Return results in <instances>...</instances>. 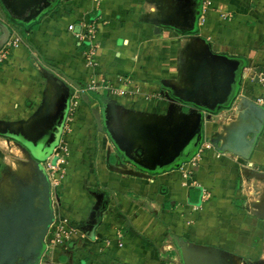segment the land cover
I'll return each instance as SVG.
<instances>
[{"label":"crops","instance_id":"obj_1","mask_svg":"<svg viewBox=\"0 0 264 264\" xmlns=\"http://www.w3.org/2000/svg\"><path fill=\"white\" fill-rule=\"evenodd\" d=\"M7 1L16 14L5 16L10 33L0 49L13 34L22 44L0 64V126L12 125L14 133H9L14 136H19L15 130L31 126L27 138H34L38 127L53 122L68 97H53V91L69 90L71 98L77 87H101V81L128 94L101 88L95 94L125 106H143L148 97L164 96L169 84L182 82L181 75L190 86L185 90L204 83L209 97L214 91L228 99L233 66L230 71L213 70L210 63L204 72L210 79L202 81L195 68L196 53L180 56L175 50L187 38L207 41L220 55L215 60L235 64L226 55L248 62L240 70V90L231 106L203 124L204 139L220 150L199 152L200 146L179 168L147 174L122 163L106 134L100 135L92 154L86 152V141L91 146L96 131L85 133L84 128L79 132L84 134L73 137L76 143L70 148L81 147L82 153L71 152L67 188L54 204L56 214L83 237L74 235L71 241L73 264H176L173 253L183 249L195 257L192 261L204 256L202 264H264V107L252 102L264 94L256 82V74L264 75V0H208L206 22L198 26L197 36H182L169 27V22L190 26L189 0H46L43 12L29 9L35 0ZM95 21L99 48L96 66L88 67V41H78L74 33ZM21 24L35 26L25 39ZM71 24L74 32L68 30ZM3 35L0 31V38ZM156 44L160 51H150ZM213 72L214 77L225 75L226 88L220 89L218 81L213 85ZM122 77L132 82L125 85ZM89 93L92 101L101 100ZM160 106L166 104L160 101ZM0 140V146L6 142ZM187 150L189 157L192 151ZM3 155L0 148V170ZM62 250L68 252L69 246Z\"/></svg>","mask_w":264,"mask_h":264},{"label":"rangeland","instance_id":"obj_2","mask_svg":"<svg viewBox=\"0 0 264 264\" xmlns=\"http://www.w3.org/2000/svg\"><path fill=\"white\" fill-rule=\"evenodd\" d=\"M45 3L46 0H35L28 7L29 9L35 7L39 10L44 7ZM7 14L11 16L16 14L12 2L0 0V23L7 22L5 18ZM24 14L25 17L30 16L29 12H24ZM229 15L226 16L228 19L230 18ZM154 49L160 51L158 44L149 47L150 51ZM175 50L180 56L184 55L185 52L188 54L196 53L195 68L196 72H199L198 78L202 81L210 79L209 75L204 74V72L211 64L213 70L215 68H227L230 71L232 66L233 70L236 68V64L231 62L226 64L225 58L222 62L220 59L215 60L216 56L220 55L212 50V46L207 41L199 37L183 40ZM172 63H177L175 56ZM181 64L183 63L181 62ZM216 77H214L213 72V85L215 86L216 81H218L220 89L226 88L225 75H217ZM180 79L182 82L168 85L170 90L163 91L164 96L159 93L156 94L158 97H148L147 102L141 104L143 106H125L119 103H110L104 94L99 96L101 100L92 101L87 97L90 96V93H86L78 100L76 109L71 111L74 115L71 122L65 121V117L68 116L71 108L69 102V100L72 101L73 97L72 95L70 98L71 91H53L50 94L53 97H59L60 93H63L62 99L65 100L66 95L68 96L67 100H62L63 104L56 113L53 122L38 127L34 138L31 139L27 138L29 131L33 129L31 126L30 128L22 127L18 131L15 130L16 134L27 141L25 143L30 153L34 154L33 156L39 162L34 160L23 147L13 141L10 142L8 138H4L6 134L12 135L9 132L14 133L12 125L0 126V137L6 140L1 145L2 147L0 146L2 153H4L1 156L2 167L0 170V264H39V262L40 264H59L61 262L60 257L64 259V262L73 264L72 250L75 247L71 250V242L67 241L63 245L51 248L49 240L53 238V235L50 233V224L47 226L43 224L48 220V216H50L51 223L60 220L58 217L55 219L54 204L58 200L60 201V197L62 198L66 191V171L68 175H71V171H69L70 164L66 163L64 165L62 168L64 173L55 166L57 170L54 172V179H57L60 186L57 188L59 192H54L50 186L49 176L44 169L43 161L54 152L59 153L61 159L67 158V161L71 157V152L72 154L77 153V155L82 153L81 147L80 150L75 147V151L70 147L73 146L71 144L73 141V143H76V137H73L84 128L85 133H91L93 130L97 133L95 141H91V146H88L89 142L86 141V152L91 151L92 154V151L98 148L100 135L106 134L119 160L124 164L128 162L126 165L130 163L131 166H134V164L142 161L143 155L151 152L156 154L155 151L157 150H159L158 152L165 151L164 155H170L173 146L182 141V135L184 136L193 127V124L198 123V120L201 119L202 124H204L205 120L208 119V115L211 118L214 114L212 111L219 106L218 102L225 97L224 93L217 95L214 91L212 96L209 97V91L203 90L204 83L199 86L196 85L192 88L193 91L185 90L189 89L190 86H188L183 75ZM205 95L207 97L202 99L201 97ZM160 101H163L166 106H160ZM193 103L199 106L202 104L203 110L196 108ZM215 104L216 107L213 109L205 108L206 105L212 106ZM112 105L115 107L110 108ZM174 130L177 132L174 133ZM170 132L174 134H170ZM178 133L181 137L174 139L173 136L178 135ZM79 134H84V132ZM40 141L44 142L43 145ZM38 142L40 143L38 144ZM160 143L162 144L161 148ZM35 145L39 148L42 146L41 149L43 148L45 151L48 150L46 153L43 151L37 153L35 147L33 148ZM67 152L68 155H66ZM85 160H87L86 165L89 168L92 165L90 164L91 156ZM75 173L77 171H74ZM45 227L48 232L45 236H42L41 233ZM68 227L70 226L68 225ZM74 241L72 240V242ZM63 246H69V251H63ZM183 246L184 244H182ZM57 248L61 251L59 252ZM173 254L177 261L176 264H202L203 262H200V259H204V256L197 255V261H192L195 257L188 252V249ZM167 261H170V259L167 258Z\"/></svg>","mask_w":264,"mask_h":264},{"label":"built area","instance_id":"obj_3","mask_svg":"<svg viewBox=\"0 0 264 264\" xmlns=\"http://www.w3.org/2000/svg\"><path fill=\"white\" fill-rule=\"evenodd\" d=\"M210 5L209 1L203 2L202 5V12L198 19V26L201 27L206 22V13L207 8ZM84 31L79 33H74V36L78 41H88L87 48L84 52V58L86 62V66L88 67H95V55L97 53V50L99 48L98 43L95 41L96 38V31L99 27L98 21H95L94 23L83 25ZM69 31L74 32V25L68 26ZM22 44V40L15 34L11 35L7 42L1 47L0 49V64H2L6 59H8L11 51L13 49L18 48ZM256 74V73H255ZM123 84L129 85L132 81L128 77H122L120 78ZM256 82L260 84V86L264 87V75L256 74ZM101 88L102 90H107L108 92H112L114 94H117L119 96H126L127 90L120 89L116 86H114L112 83L108 81H101V87L93 85L92 83L87 84L83 87H77L76 90L73 91L72 95V101H70L71 108L69 110L68 116L66 117L65 121H70L73 119L74 115L71 113L72 110L76 109L75 107L78 105V100L81 99L86 93L89 92H97L98 89ZM253 104L264 107V94L253 97L252 99ZM210 150H216L215 144L212 143L211 140L204 139L201 148L199 152H206ZM68 155V152L66 153ZM216 157H219L217 154ZM44 169L47 171V174L49 176L50 180V186L55 192H59L57 188L60 186L57 179H54V172L57 170L55 169V166L60 169L62 173H64V170L62 168L67 163L66 159H61V156L59 153H53L50 157H48L44 162ZM55 164V165H53ZM57 217L60 219L58 222L54 221L50 224V233L53 235V238L49 240V246L52 247H58L60 245H63V243L69 241L71 242L74 240V235L80 236L82 239V235L78 232L77 229L73 227H68V220L66 218H61L59 215L56 214V211L54 212ZM65 247V246H64Z\"/></svg>","mask_w":264,"mask_h":264},{"label":"trees","instance_id":"obj_4","mask_svg":"<svg viewBox=\"0 0 264 264\" xmlns=\"http://www.w3.org/2000/svg\"><path fill=\"white\" fill-rule=\"evenodd\" d=\"M203 2H204V0H189V4L186 7L188 15H190L189 23H191V24L189 27L182 28V27H177L176 25H171L169 27L172 28V30L176 31V33H178L179 35H182V36H197V35H199L198 19L201 15V12H202ZM11 21H13V20H9L8 22L11 23ZM20 26H21L20 33L23 35L22 38H24V39H25L26 33L31 31L35 27V26L29 27L27 24L26 25L21 24ZM162 26H165V25H162ZM9 33H10V28H8V34ZM225 57L228 59H231V60H235L234 63L236 64V68L233 71V78H232L231 83H230V89H231L230 95L223 105H219L217 107L218 109L216 108L215 110L212 111L214 114H216L218 111H220L224 108H228L231 106L233 99L238 95V92L240 90V85H241L240 70H242L248 64L247 60L243 57H230V56L227 57L226 55H225ZM91 96L94 97L95 100L99 99V97L95 93H91ZM198 108H200V107H198ZM200 109L203 110V108H200ZM197 135L195 136V139L193 140L192 144L188 148L190 151H192V153L189 155V157L185 156L186 158L184 157V159L182 161L177 162L174 166L169 167V168H165L164 170H158V171H154V172L147 171V172H151V174H155L159 171H166V170L168 171V170H173V169L179 168L183 163L187 162L197 152V150H199L200 146L202 145V143L204 141L203 128H201L199 139H197ZM4 138L5 139L8 138L9 141L15 142L19 146L23 147L28 153H30V150L26 144L27 141L23 137L14 136V135L9 136L8 134H6V136ZM33 155L30 153V156L34 160H36V158ZM136 167L139 168L138 170L141 169L140 166H136ZM141 171H143V170H141ZM144 171H146V170L144 169ZM106 207H107V205H106Z\"/></svg>","mask_w":264,"mask_h":264},{"label":"water","instance_id":"obj_5","mask_svg":"<svg viewBox=\"0 0 264 264\" xmlns=\"http://www.w3.org/2000/svg\"><path fill=\"white\" fill-rule=\"evenodd\" d=\"M0 31L4 34L1 38H0V43L8 36V27L6 25H4V23H0ZM231 80V78H230ZM226 98H224L222 101L220 100L218 102V105H223L226 102ZM193 105L198 108H203L200 104L197 105L195 103H193ZM216 107L215 105L212 106H207L205 108H209V109H213ZM207 118H210V115L207 116ZM203 124L201 122V119L198 120V123L193 124V127H191L188 132L183 136L182 135V141L178 144H175V146H173V151L170 155H164L165 151H160L159 150L155 151L157 152L156 154L154 152L148 153L146 155L142 156V161L140 163H136V165H139L143 170L145 169L146 171H144V173L147 174H151V172L157 171L156 170V166H158L160 168V170H164L165 168H169L174 166L177 162H180L184 159L185 157V152L186 150L189 148V146L192 144L193 140L195 139V136L197 135V139L200 138V131L202 128ZM175 131V130H174ZM172 131V132H174ZM170 132V134H174L177 131H175L174 133ZM180 133H178V135L173 136L174 139H179L181 137V135H179ZM162 144L160 143V148H161ZM216 149L220 150V148L215 144ZM39 153V152H37ZM136 167V166H134ZM137 169H139L138 167H136ZM147 171H151V172H147ZM51 214H52V210H51ZM261 218L264 219V217L262 216ZM48 220H46V222H44L43 224L45 226L51 224L50 221V216L47 217ZM46 227L43 229L41 235L45 236L46 235ZM73 259V258H72ZM68 263V262H66Z\"/></svg>","mask_w":264,"mask_h":264},{"label":"flooded vegetation","instance_id":"obj_6","mask_svg":"<svg viewBox=\"0 0 264 264\" xmlns=\"http://www.w3.org/2000/svg\"><path fill=\"white\" fill-rule=\"evenodd\" d=\"M42 9V8H41ZM40 9V10H41ZM41 12H43L42 10H41ZM40 12V13H41ZM6 18V17H5ZM189 20H190V15H189ZM191 22V21H190ZM160 23H164V22H160ZM169 23H173V25H175V23L174 22H169ZM189 23V22H188ZM40 142H42V145H43V141H40ZM40 142H38V144L40 143ZM31 144V143H30ZM35 147V150H37V152H42L40 149L41 148H39V147H37L36 145L35 146H33V148ZM42 147V146H41ZM116 149H117V147H116ZM185 153H188V150H186V152ZM134 166H139V165H136V164H134ZM140 170H143L142 168L140 169ZM156 170L158 171V170H160V168L158 167V166H156ZM143 172H144V170H143ZM54 212H55V210H54ZM60 259H61V262L60 263H62V262H64V259L63 258H61L60 257ZM64 263H66V262H64ZM63 263V264H64ZM39 264H40V262H39Z\"/></svg>","mask_w":264,"mask_h":264}]
</instances>
